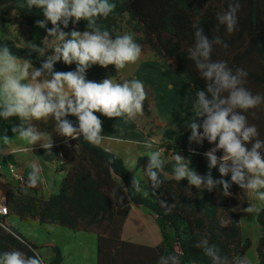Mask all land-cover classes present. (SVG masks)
Listing matches in <instances>:
<instances>
[{"label":"trees","instance_id":"1","mask_svg":"<svg viewBox=\"0 0 264 264\" xmlns=\"http://www.w3.org/2000/svg\"><path fill=\"white\" fill-rule=\"evenodd\" d=\"M115 3L114 12L98 23L108 28L113 36L120 35L122 20L147 36L157 56L166 62L176 73L186 77L196 90L204 87V81L193 62L188 59V50L194 44V25L201 27L210 39L219 36L228 47L215 46L213 60H224L233 70L243 68L247 71L246 87L254 94H264V0H239L237 30L229 34L217 21V15L228 9L231 0H124ZM25 0H0V6L13 4L26 24L29 43L33 42L46 50L48 37L45 29L36 26L35 21L43 19L36 9L30 12L19 5ZM86 21L77 25L69 24L67 32L75 28L83 32ZM48 27H51L49 22ZM6 43L0 37V44ZM8 44V43H7ZM14 54L21 59L28 58L35 67H39L46 58L36 52L29 55L27 46L17 47L8 44ZM76 65H65L62 61L54 65L57 71L75 70ZM119 72L114 65L103 68L93 65L87 70L88 79L101 82L108 75L118 81ZM148 96L143 110L150 117ZM249 123L260 122L262 113L248 112ZM256 115L258 118L256 119ZM78 126L77 118L67 117ZM264 122V121H263ZM257 127V126H256ZM259 138L264 140V127H257ZM189 129L162 130L164 141H170L167 147L190 160V167L197 174L208 172L207 157L204 153L215 147L207 140L202 144L189 143ZM63 155V161L71 166L59 182L57 192L48 198L41 195V184L28 188L36 193L29 196L23 193L26 179L20 180L16 193L10 191L0 175V191L5 194L6 211H0V252L20 249L31 255L29 249L40 247L28 241L7 219L14 215L22 221H37L40 225H56L75 233H87L96 236L97 264H157L162 255L176 254L181 264H211L202 250L194 245L201 235H207L210 243L219 246L222 254L230 259L245 257L252 247L250 238H244L241 216L248 206L247 194L237 185L230 188L231 195L225 196L222 186L209 192L188 185L187 179L177 182L168 179L173 175L174 161L167 162L161 173L163 181L160 188L151 191V184L144 176V166L148 156L138 159L136 171H141L145 183L151 192L147 197L131 188L135 172L129 171L115 154L94 146L83 139L69 140L55 148ZM217 156L222 155L218 151ZM59 160V159H58ZM60 161V160H59ZM213 179H219L218 169H212ZM224 179L230 181V174ZM163 202V203H162ZM140 209L149 216L159 229L161 241L156 246H147L126 241L122 238L125 223L132 208ZM167 207L171 211H167ZM260 238L256 243V264H264V211L257 214ZM63 263V254L59 247L53 248V256L45 264Z\"/></svg>","mask_w":264,"mask_h":264},{"label":"clouds","instance_id":"2","mask_svg":"<svg viewBox=\"0 0 264 264\" xmlns=\"http://www.w3.org/2000/svg\"><path fill=\"white\" fill-rule=\"evenodd\" d=\"M29 12L36 9L43 19L35 21L36 26L45 29L47 36L56 44L39 67L28 58L21 59L13 53L7 43L0 44V119L12 123L13 136L19 137L32 146L40 143L45 149L53 144L49 134L41 132L33 122L55 121V132L65 138L77 140L81 137L88 143L99 146L105 140L103 122L96 113L107 118L124 117L134 120L143 113L147 93L142 81L125 80L123 83L106 78L96 82L87 78V70L93 65L107 68L114 65L116 70L135 64L142 55V47L130 33L113 36L112 32L98 23L107 19L116 5L110 0H26L19 5ZM239 0H231L228 9L217 15V21L231 34L237 30ZM86 21L83 32L73 28L65 31L69 24L77 25ZM51 27H48V24ZM194 44L188 50L191 60L204 81V87L195 91L191 111L193 113L186 128L190 130L189 143L202 144L207 140L214 144L204 153L207 157L208 172L199 175L190 167V160L175 153L173 178L180 182L187 179L188 185L209 192L222 186L225 196L231 195L230 188L237 185L256 203H249L244 212L259 214L264 211V140L259 131L250 124L246 113L264 106V94H254L245 85L248 73L243 68L233 70L224 60H213L215 46L228 45L219 36L210 39L201 27L195 26ZM29 55L36 52L45 56L46 50L37 44H27ZM62 61L65 65L75 64V70L57 71L54 65ZM77 118L78 126L67 117ZM0 135V156L29 150V147L9 149V136ZM46 135L49 139H45ZM148 152L144 176L151 184V191L161 187V173L168 157L165 149L157 147L151 139L143 142ZM222 151L221 156L217 152ZM137 158L130 155L123 165L130 171L137 165ZM218 169L219 179H213L212 169ZM230 181L224 179L229 176ZM41 168L33 164L24 182L27 188H36L41 183ZM131 188L140 193L141 181L133 176ZM163 203V202H162ZM0 211H6L0 206ZM167 211H171L167 207ZM202 250L211 264H250L247 257L229 258L222 254L218 245L210 243L207 235L199 236L194 245ZM31 255L20 249L0 252V264H45L42 253L36 248L29 249ZM157 264H181L176 254L162 255Z\"/></svg>","mask_w":264,"mask_h":264},{"label":"crops","instance_id":"3","mask_svg":"<svg viewBox=\"0 0 264 264\" xmlns=\"http://www.w3.org/2000/svg\"><path fill=\"white\" fill-rule=\"evenodd\" d=\"M30 30L32 29L26 24V22H24L20 18L18 11L13 4L0 6V37H2L6 43L17 47L27 46V44L29 43ZM263 109L264 106L256 110L262 112ZM96 115H98L103 122L102 134L105 136V140L98 147L107 152L115 154L122 160V162L130 155L135 156L137 158V161L141 156H148L147 150L143 147V142L145 140L151 139V134H147L144 131L138 130L137 127H135L134 123H131L130 120H126L125 118L123 119L122 117H118L110 119L100 115L99 113H96ZM246 115L249 118L250 115H248V113H246ZM256 116L257 119L258 115ZM12 123L18 124V118H11V123L5 122L0 119V135L5 134L4 130L7 129L6 134L10 138L7 147L9 149L29 147L25 141L20 140L17 136H13L14 134L11 132ZM33 123L36 124L41 132L50 135L53 144L52 148L45 150L40 146V143H37L36 145L32 146V148L29 147V150L27 151H21L15 154L8 153L0 156V162L2 164L0 175L2 177V180L6 183L8 189L16 193L19 187H21L20 180H27L28 173L32 170V165L36 164L42 170L40 183L42 187L41 195L44 198H48L51 194L57 192L58 185H60L59 182L62 180L64 175L72 169L71 166H68L67 163H62L58 160V153H56L55 151L56 147L68 142L71 139L60 136L55 132V121L52 118H50L47 123L35 121ZM45 139H49V137L46 135ZM3 144L4 142L2 138H0V145ZM154 144L157 147H161L157 143ZM10 166L14 167V170H16L15 172L19 175L20 179L14 176V174L11 172ZM136 169L137 165L135 169L131 171L136 172ZM23 193L29 196H36V193L28 188L23 189ZM247 199L248 206L249 203H256L255 201L251 200L248 195ZM5 203V194L4 192L0 191V206L4 207ZM133 209L134 211L132 212ZM132 210L130 213L133 214V222L135 221L137 213H140L146 219H149L150 222H153V220L149 216L145 215L140 209L134 207L132 208ZM251 215H253L257 220V214ZM7 222L9 225L17 229L21 233V235L25 237V239L40 247L39 251L42 253L44 260H48L53 256L54 246L59 247L63 254V244L72 242V238L76 237L75 232H73L72 230L70 231V229L68 228L56 225H40L37 221L33 220L22 221L19 219V217L14 215L9 216ZM252 233L254 234L255 239L251 240H256L255 242L257 243L260 238V230L258 224L257 228H254ZM123 239L126 241H130L127 240L126 237H123ZM160 241L161 237L159 238L158 244H160ZM156 245L157 244L150 246Z\"/></svg>","mask_w":264,"mask_h":264},{"label":"rangeland","instance_id":"4","mask_svg":"<svg viewBox=\"0 0 264 264\" xmlns=\"http://www.w3.org/2000/svg\"><path fill=\"white\" fill-rule=\"evenodd\" d=\"M115 1L120 4L124 0ZM127 20V16L122 20L121 34H132L136 42L142 47V55L135 64H129L124 69L118 70L120 73L118 81L111 75H108L107 78L119 83L131 79H138L143 82L150 103L149 111L151 115L147 117L143 110L142 114L130 121L134 123L138 130L151 134V140L165 149V157H168L166 163L172 162L174 161L172 159L174 155L167 149L171 142L163 140L162 130L165 128H172L176 131L187 129L186 124L193 117L191 106L195 96V89L186 77L176 73L156 55L149 38L136 31L132 25L127 23ZM44 42L47 44L46 56L50 55L56 44L59 43L52 37H47ZM261 113L260 122L255 124L257 127L263 128L264 109ZM122 118L124 119V117ZM183 157L187 160L185 156ZM135 177L141 181L142 190L148 191L147 197H151V192L148 184L144 181L142 172L136 171ZM166 177L171 179L173 175L166 174ZM141 192L144 194V191ZM133 220V214H130L124 227V238L126 237L127 240L133 243L158 244L159 231L153 222H150L149 219H146L140 213H137L134 222ZM256 221L253 215L242 212L241 227L245 238L255 239L252 232L254 228H257ZM75 235L76 237L72 238V242L63 244V264H97L96 236L87 233H75ZM255 241H253L252 247L245 256L250 264L257 262L258 255L256 254Z\"/></svg>","mask_w":264,"mask_h":264},{"label":"built area","instance_id":"5","mask_svg":"<svg viewBox=\"0 0 264 264\" xmlns=\"http://www.w3.org/2000/svg\"><path fill=\"white\" fill-rule=\"evenodd\" d=\"M58 158H59L60 161H63V155L62 154H58ZM1 166H2V164L0 162V169H1ZM10 169H11V172L14 174V176L16 178H19V175L15 172L16 170H14V167L13 166H10Z\"/></svg>","mask_w":264,"mask_h":264}]
</instances>
